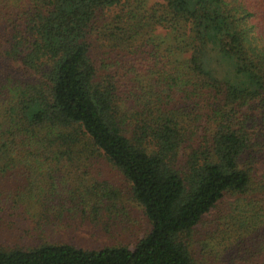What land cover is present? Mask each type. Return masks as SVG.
<instances>
[{
	"label": "trees",
	"instance_id": "16d2710c",
	"mask_svg": "<svg viewBox=\"0 0 264 264\" xmlns=\"http://www.w3.org/2000/svg\"><path fill=\"white\" fill-rule=\"evenodd\" d=\"M263 159L264 0H0V264H264ZM99 161L133 247L61 238L108 229Z\"/></svg>",
	"mask_w": 264,
	"mask_h": 264
},
{
	"label": "rangeland",
	"instance_id": "374dc122",
	"mask_svg": "<svg viewBox=\"0 0 264 264\" xmlns=\"http://www.w3.org/2000/svg\"><path fill=\"white\" fill-rule=\"evenodd\" d=\"M222 71H229L228 66L227 68L223 67ZM259 168L262 171L264 170V159L259 163ZM76 180L79 182L83 181V185L79 184L82 188L87 186L91 188L98 187L109 194L112 193L110 201L115 203V206H110V210L103 211V215L100 218L102 221L101 225H107V231L105 229V231H98V228L97 235L91 237L88 236L86 232L88 230L86 229L74 230V238L68 236L67 232H60L61 238H68L67 240L85 247H98L103 242L127 244L133 247L136 240L144 236L151 227L143 208L132 197L129 182L105 161L97 162L94 167L82 168ZM53 233L54 230H48L47 235ZM0 239L7 243H11L14 240L4 232L1 234V227Z\"/></svg>",
	"mask_w": 264,
	"mask_h": 264
}]
</instances>
